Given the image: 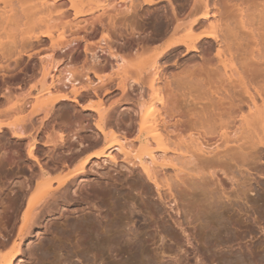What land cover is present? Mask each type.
I'll list each match as a JSON object with an SVG mask.
<instances>
[{"label":"rangeland","instance_id":"rangeland-1","mask_svg":"<svg viewBox=\"0 0 264 264\" xmlns=\"http://www.w3.org/2000/svg\"><path fill=\"white\" fill-rule=\"evenodd\" d=\"M11 1L8 9L12 7L16 12L11 10L15 14L9 15L16 21L6 13L3 16H8V21L0 24V48L9 49L6 57L0 58V85L4 82L10 88H0V255L14 249L18 228L22 222H27V231L13 264H227L231 254H241L239 257L247 263L256 261L264 264V169L263 173L253 169L254 174L249 176L255 189L253 192H261L263 200L246 202L238 207L229 206L224 210L222 220L227 225L226 232L220 240H212L208 236L209 227H205L200 219L198 202H187L180 197L177 212L176 203L169 200L159 202L139 170H131L121 160L114 163L104 157L91 158L82 174L74 171L88 155L99 151L105 141L94 128L93 123L98 120L96 113L82 111L80 106L68 101L47 106L48 110L33 111L34 96L39 91L32 87L38 84L41 76L40 59L46 60L48 67H55L48 68L53 75L50 81L62 78L61 67L65 63L71 65L80 81L70 88L53 84L50 89L52 96L60 92L70 93L71 89L86 82L82 74L92 51L101 50L100 64L96 65L95 71L104 77L115 78L117 74L109 70V51L114 52L113 48L119 49V46L121 51L119 49L118 52H122V56L124 54L126 62L144 60L149 63L165 39L151 40L153 24H145L144 17L149 13L150 21H153L156 8L165 2L150 7L140 6L137 23L127 10L139 0H105L106 3L99 0L107 8L101 7L77 18H74L69 3L65 2L58 7L62 8L61 11L57 9L58 12L55 10L52 14L50 38L27 49L32 55L28 58L22 53L17 55L21 39L28 34V29L20 22L19 10L13 8L15 1ZM256 1L262 0H232L230 4L241 3L247 12H251ZM82 8L78 6V9ZM166 8L169 9L168 2ZM233 14L234 23L246 36L242 41L245 49L238 57L243 62L241 65H262L264 16L246 20L245 30L241 28L239 13L234 11ZM248 27L254 29L256 39L247 31ZM103 34L108 39L104 40ZM70 41L76 43L70 51L61 53L57 49ZM146 43L147 46H142ZM123 44L129 48L124 49ZM135 49L138 51L134 54ZM183 53H175L168 58L164 64L167 66L166 74L178 70L174 62L184 63L187 54ZM198 61L199 58L194 59L192 65ZM188 68V72L203 77H217L222 72L217 69L214 58H210L208 64H195ZM88 75L93 80V74L88 72ZM131 75L136 76L134 71ZM100 99L102 104L97 106L98 109H112L113 128H108L126 129V136L132 139L133 95L130 92L122 94L113 86L107 94L100 92ZM96 101L91 93L79 92V103L93 104ZM18 102L27 104L23 103L25 108L19 110ZM176 103L182 117L187 109L198 106L184 104L180 97ZM160 107L154 103L150 108L155 111ZM31 109L35 114L30 112ZM179 117L180 114H176L170 118L171 123ZM11 122L26 123L24 131L36 140L34 154L47 175L39 174L37 164L28 158L30 138L12 137V129L7 126ZM14 130L19 131V128ZM72 136L77 137L76 142H71ZM208 141L211 143L213 139ZM111 152L118 156L117 151ZM205 171L214 173L211 187L219 191L223 189L225 196H233L234 187L230 181L235 173L233 166L216 163ZM171 172L168 170V174ZM64 180L59 187L58 183ZM173 190L176 193V186ZM119 192L124 193L123 197L121 194L118 196ZM115 199L117 201L112 202ZM262 256L259 262L257 259Z\"/></svg>","mask_w":264,"mask_h":264},{"label":"bare ground","instance_id":"bare-ground-1","mask_svg":"<svg viewBox=\"0 0 264 264\" xmlns=\"http://www.w3.org/2000/svg\"><path fill=\"white\" fill-rule=\"evenodd\" d=\"M10 1L0 0V24L5 23L6 17H8L3 15L6 13L9 15L11 10L14 11L11 4L9 5L11 9H8L7 5L12 3ZM13 1L16 4L13 8L19 10L20 22L22 21L25 28L28 29V34L21 39L17 55L22 53L28 58L32 55L26 51L27 49L50 38L49 29L53 22L52 14L54 15L55 10L61 11L62 8L58 9V7L64 5L65 2H68L69 8L74 11V18L88 15L106 6L105 0V3L101 4L99 2H103V0ZM166 1L169 9L166 8ZM231 1H134L127 11L131 13V18L133 16L132 20L136 23L139 18L137 14L140 6L150 7L153 4L158 5L165 2L164 9H156L153 21H150V24H153L154 37L165 39V41L159 44V51L154 54L149 63H145L144 60L126 62L124 54L122 56L120 54L122 52H118L121 46L119 49L112 47L114 52H111L110 48L109 70H113L117 74L115 78L104 77L95 71L96 65L100 64L101 54L99 52L101 50L92 51L85 62L84 74H82L86 82L71 89L70 93L60 92L52 96L50 89L54 85L70 88L80 84V81L68 63L61 67L62 78L50 81V77L53 76L52 72H49L51 69H48L50 66H47L49 64L46 60L40 59V71H38L41 72L42 77L40 76L39 82L36 81L37 85H32L33 89L37 88L39 91L34 96L36 98V103L33 104L34 112L48 110L47 106L52 107L53 104L68 101L80 106L82 111L96 113L98 120L93 123L94 128L105 141L103 139L104 143L99 151L88 155L77 166L74 170L77 174L80 175L85 171L91 158L104 157L114 163L121 160L131 170H139L147 181L148 188L150 190L153 188L159 202H166V200L168 202L169 200V202L176 203L177 212L179 210L177 202L180 197L187 199V202H198L201 214V218H199L205 227H209L210 234L208 236H211L212 240H220L221 235L226 232L227 225L222 220L224 219V210L229 206L238 207L246 202H261L263 200L261 192H253L255 189L252 188L249 176L254 174L252 173L253 169L258 173L264 169V60L262 65L258 66L241 65L243 62L238 57L242 56L241 51L245 49L242 41L246 36L240 32L232 16L234 11H237L240 15L241 28L246 30V20L264 16V0L256 1L251 12H247L241 3L230 4ZM79 5L83 8L78 9ZM228 6L231 7L226 9ZM3 9L8 10L3 11L5 12L3 14ZM14 12L11 13L12 16L15 14ZM11 18H8L9 21L15 19L13 17L10 20ZM248 29L247 31L254 37V29L250 27ZM148 37L147 39L150 38ZM102 38L105 40V38L108 39V36L103 34ZM254 38L256 39V37ZM262 38L264 39V31H262ZM148 43L142 44V46H147ZM74 45L76 43L70 41L60 45L57 49L61 53H65L70 51ZM50 46L53 47V44ZM122 47L129 48L125 44ZM8 51L9 49L0 48V58L4 59L5 53ZM84 51L86 52V48ZM137 51L135 49L133 53L135 54ZM179 52L187 54L184 63L191 61V64L179 65L174 62L178 70L166 74L167 66L164 64L170 56ZM196 58H199L200 61L193 65L208 64L210 58H214L217 62V69L222 72L217 77H203L188 72V67L193 66L192 61ZM187 65L188 67H186ZM133 71L136 76L131 75ZM88 72L93 74V80ZM5 84L3 82L0 88L9 90L10 88ZM113 86L122 94L130 92L134 97L130 119L133 125L132 139L126 136V129L122 130L121 127L116 130L112 129L113 122L110 116L112 109L100 110L97 108L102 104L100 92L107 94ZM80 91L91 93L96 97V103H79ZM43 96L46 97L42 99ZM177 97H180L184 104L198 106L187 109L186 114L182 117V111L177 108ZM25 102L23 103L27 104ZM23 103L18 102L19 110L25 108ZM154 103L160 104L161 107L155 111L151 110L150 107ZM30 112L32 113V109ZM176 114H180V117L171 123L170 118L172 119ZM23 117L20 118L24 120ZM15 124L11 122L7 125L12 129V137L30 138L27 144L28 158L37 164L39 174L47 175L34 154L36 140L24 131L26 123H24L25 125ZM15 126L19 128V131L14 130ZM108 126L112 128L110 129ZM109 136L110 138H108ZM209 139H213V142L209 143ZM61 141L64 140L61 139ZM76 141L77 137L72 136L71 142ZM112 150L117 151L118 156L112 154ZM216 163L235 168L234 177L230 179L234 187L233 196H225L223 189L219 191L211 187L210 181L214 178V173L205 171V169ZM168 170H171L172 174H168ZM64 182L65 180L58 183V186L60 187ZM218 185L221 186L220 183ZM174 186L177 188L176 193L173 190ZM120 194L123 197L124 193L119 192L118 196ZM116 201L117 199L112 202ZM26 223L22 222L18 228L14 249L7 254L0 255V264L14 263L19 255L18 246L27 231ZM208 240H210L209 237ZM240 255L231 254L227 264H237L238 262L239 264H258L256 261L247 263L244 258L239 257ZM262 259L263 256L257 260L260 262Z\"/></svg>","mask_w":264,"mask_h":264},{"label":"flooded vegetation","instance_id":"flooded-vegetation-1","mask_svg":"<svg viewBox=\"0 0 264 264\" xmlns=\"http://www.w3.org/2000/svg\"><path fill=\"white\" fill-rule=\"evenodd\" d=\"M164 7H165V4L158 6L156 9L163 10ZM144 19L146 20L145 24H150V14L149 13L144 17ZM150 36L152 37V40L157 39L156 37H154L153 31L150 33Z\"/></svg>","mask_w":264,"mask_h":264}]
</instances>
